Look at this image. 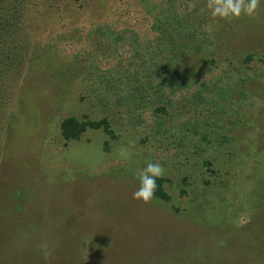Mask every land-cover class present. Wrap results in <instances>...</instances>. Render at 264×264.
Wrapping results in <instances>:
<instances>
[{"label": "rangeland", "instance_id": "rangeland-1", "mask_svg": "<svg viewBox=\"0 0 264 264\" xmlns=\"http://www.w3.org/2000/svg\"><path fill=\"white\" fill-rule=\"evenodd\" d=\"M20 2L19 40L28 35L45 54L15 93L0 76V108L9 103L0 120V264H264V0L255 15L227 20L210 16L209 0ZM99 32L107 40L86 39ZM69 63L78 67L67 84L59 77ZM161 66L170 74L160 105L135 101L131 114L125 100L114 105L127 99L126 77ZM89 68L110 80L107 91L85 79ZM162 106L167 115H156ZM71 115L107 118L115 137L88 131L64 142L59 124ZM148 162L171 181L169 203L132 198Z\"/></svg>", "mask_w": 264, "mask_h": 264}, {"label": "trees", "instance_id": "trees-1", "mask_svg": "<svg viewBox=\"0 0 264 264\" xmlns=\"http://www.w3.org/2000/svg\"><path fill=\"white\" fill-rule=\"evenodd\" d=\"M5 0H0V9H2V13L6 11H10L12 9L14 11V16H2L0 18V21L2 23V26L0 27V76L4 78H8L7 76L10 77L11 84H10V92L15 93V84L17 80H19L20 76H23L24 72L27 73V71H31L32 69H38L41 68L43 62H44V57L43 54H45V50L38 48V44L36 42H30V38L27 35L25 37V40H19V38L24 37L23 31L21 29H18L19 27L17 26L16 19L19 18L21 20L22 15L25 11V5L20 2L23 0H12V4L21 7L19 9H16V6L13 8H10V3L6 2L4 3ZM11 2V1H10ZM9 3V8L4 7L5 4ZM153 25V24H152ZM21 30V31H20ZM161 32V31H160ZM164 33H166V30H164ZM90 35V34H89ZM87 35V40H107V37L103 38L104 35H102L99 32V36H90ZM95 35V32L94 34ZM102 37V38H101ZM10 38V40H8ZM164 45L169 48L173 49V43L172 46L170 45L169 40H163L162 41ZM188 42H183L181 43V46L179 47H184L187 48L186 45ZM51 49V46L50 48ZM197 51H202V49L197 48ZM187 55V54H186ZM183 54V61L181 63V66L187 65L191 60L187 59V56ZM215 56V54L213 53ZM75 59V58H74ZM73 59V60H74ZM212 61H203V59L197 60V64H201L203 67H207L204 65H214L215 59H211ZM188 62V63H187ZM73 63H77V61L74 60ZM85 67H88L86 63L84 64ZM77 64H72L69 63L68 65L65 66L66 71L62 72L60 74L59 79L64 80L65 83L70 84L72 81H75V75H76V68ZM84 69V68H83ZM86 74V80L92 84L96 85H103L105 90L107 91L109 86V81L106 80L104 81L101 77H94L95 73H92L90 68L85 72ZM169 75L170 74V68H165L164 66L158 67L155 70H152L151 74L149 73H141L139 78L137 77H126L123 81V83H126L125 87L126 89V95L127 99H119L114 101L115 106H122L124 104V100L127 104V112L128 114L132 113L131 108L133 107H141L145 108L147 99L153 101L155 105H160L162 103L163 99V86L165 84L166 79L163 78L164 75ZM24 77V76H23ZM171 77V76H170ZM161 80V85H158L157 81ZM71 81V82H70ZM14 85V86H13ZM64 85V84H63ZM0 87H3L0 84ZM60 90H63L64 97L66 99H71L68 97L71 91V87L69 85L60 86ZM168 91V97L171 93L170 89H167ZM170 92V93H169ZM58 94V93H57ZM63 97V98H64ZM11 101H13L14 96L10 95ZM97 100V99H96ZM135 101H137V106L135 105ZM24 102V103H23ZM75 103V100H74ZM9 106L8 104H4L3 108H0V120L4 118L6 115L7 107ZM19 109L23 108L24 111L26 112V115H28L30 118H35L34 112H32L33 107L30 105V107L26 106L25 100H19L18 103ZM171 107V106H170ZM113 113L115 114L114 110H112ZM155 114H164L165 116L167 115V111L165 108L162 107H157L155 109ZM8 116V115H7ZM6 116V117H7ZM85 117V116H84ZM86 119L82 120L79 119L78 117H75L73 115L63 119L60 124H59V135L60 138L64 142H70V141H79L86 132L88 131H100L105 134V136L108 139H113L114 132L111 130L109 126V121L107 118H102V119H93V118H88L85 117ZM13 119V117H12ZM21 120V118H18ZM8 122L10 126V115L8 116ZM22 131L21 127L18 126L17 133ZM108 143H105V146L107 147ZM207 166H210V163H206ZM211 173L214 174V171L212 170ZM136 180V179H135ZM134 180V181H135ZM171 183V181L168 178L162 177L157 180V189L154 194L153 200L159 201L161 203H169L170 202V196L165 190V185ZM139 181L136 180V186L138 187ZM133 186V182H132ZM131 190V187H129ZM133 189V188H132ZM135 190V189H134ZM181 193H184L182 190ZM257 241H263L261 238H259ZM108 245H114L115 242H107ZM120 246L116 249L118 250Z\"/></svg>", "mask_w": 264, "mask_h": 264}, {"label": "clouds", "instance_id": "clouds-1", "mask_svg": "<svg viewBox=\"0 0 264 264\" xmlns=\"http://www.w3.org/2000/svg\"><path fill=\"white\" fill-rule=\"evenodd\" d=\"M261 0H209L207 9L212 18L227 20L239 18L242 14L253 16L257 10V4ZM119 157L123 160L130 158V153L126 149H121ZM164 175V168L160 162H148L146 166L139 169L137 179L138 188L132 193V198L142 203H149L157 189V180Z\"/></svg>", "mask_w": 264, "mask_h": 264}]
</instances>
